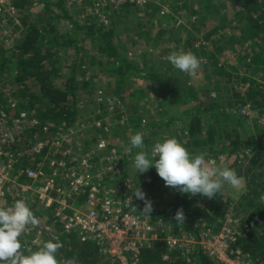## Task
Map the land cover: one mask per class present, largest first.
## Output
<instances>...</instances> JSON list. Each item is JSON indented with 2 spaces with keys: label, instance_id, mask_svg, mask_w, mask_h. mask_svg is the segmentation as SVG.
Returning <instances> with one entry per match:
<instances>
[{
  "label": "trees",
  "instance_id": "obj_1",
  "mask_svg": "<svg viewBox=\"0 0 264 264\" xmlns=\"http://www.w3.org/2000/svg\"><path fill=\"white\" fill-rule=\"evenodd\" d=\"M164 1L170 6L172 12L171 15L165 14L163 16L164 22L168 23V29L167 32L159 31L161 39L167 36L168 42H176L178 47L183 45L191 48V52L198 58L205 56L206 62L202 67L206 78L214 82L215 91L224 89L227 93H232L224 98V101H228V108L225 104L218 103L217 99H211V103L205 106L191 87L184 90L183 86L180 87L175 81V88L177 87L180 93L199 102L176 116H170L167 121L160 124L153 122L150 128L167 126L173 120L180 118L182 127L186 132L183 137L176 138L182 144L184 138H186L184 144L187 143L188 145L192 141L196 146L215 141L213 146H209L206 158L215 160L220 154L225 153L228 160L232 159L227 167L234 168L237 174L244 178L246 192L236 202L223 191L213 199H207L200 194L195 196L182 194L178 190L166 187L165 182L158 176L155 167L143 174L136 173L135 168L124 156V153L116 150L113 144H109L106 153L108 154L110 151L111 154L116 155L114 157L119 161L122 169L119 175L113 177L112 182L123 183L125 179L130 178L134 185L132 192H136L139 187L145 193L146 199L152 202L151 214L153 217L163 218L166 225H172L173 233L197 236L198 229L196 226L199 221H204L207 226L214 225L213 227H216L220 225L228 211L234 210V215L241 218L249 226L247 231L242 232L235 247L241 250L244 260L252 261L253 264H264V203L260 201V197L264 195V120L253 118V122L249 124L246 123L248 118L240 114L242 106L249 103L251 108L258 111L259 115L264 116V0H240L243 4L235 12L236 24L235 27L233 26L238 29L237 34L222 33L226 17V14L223 13L226 9V0ZM67 2L69 0H12L10 3L13 10L21 14L22 26L19 30V38L14 42V47L12 46L11 50H6V46L3 47L0 44V79L10 77L18 87L13 91L14 97H16V105L6 111L9 113L12 110L13 115L10 114L12 118L18 117L21 113H26L29 118L37 119L40 125L35 132L40 137L43 136L42 127L44 125H48L52 133H58L63 128H76L82 125L78 119V105L81 99L77 95L75 87L79 77L77 74L80 69L79 63L77 64L78 67L69 68L62 82L58 84L54 80V72L57 69L54 64L49 66L47 60L55 59L59 54L66 53L70 47L74 49L75 54H78L81 48L84 49V44L88 41L101 56L107 58L103 68H106L105 71L109 76L116 79L117 83L121 85L129 76L139 75L142 69L131 62L126 54L120 53L121 48L115 42L117 21H122L124 29H127L131 27V22H135V19L141 20L144 13L152 16V18L150 17L151 20L149 19L151 25L153 23L159 24L162 20L161 15L156 13L160 10L159 4L150 1L142 6L143 9L142 7L139 8L140 6L135 2H126L120 5L117 10L109 14L108 24L99 21L98 17L93 19L94 22L78 23L73 15L67 13L65 8ZM34 3H41L46 10H51V7L59 9L61 17L69 19L78 28L77 37L67 33L61 36L56 33L53 34V29L48 28V24H37L42 23L44 19L42 21H29L31 14H27L26 11ZM189 5L191 8L194 5L197 7L195 11L188 13L190 17L196 14V19L191 22L193 29L190 27L191 30L187 34L186 41L181 44L182 40L179 36L181 29L188 30V28L183 25L172 28L170 25L175 21V16H182L184 11H188ZM73 7L78 10V7ZM1 10L6 11L5 8H1ZM208 15L219 16L221 20V25L218 23L216 26H211L209 37L205 33L202 34L199 26V24L204 23L203 20ZM4 16L10 18L9 13L4 14ZM56 17H59V20L61 18L60 16ZM130 17L133 18V21H130ZM155 19L159 21L157 22ZM48 22H51V19L48 18ZM138 32H143V30L140 28ZM145 35L146 38H150L148 34ZM199 36H204V38L201 40L202 44L198 43L197 46L195 42L201 38ZM227 50L234 52L235 65L233 66L220 60ZM173 51H178V48L176 47L174 50L165 49L166 59ZM141 58L147 59V54H143ZM146 68H150L151 72L144 77L155 82V86L152 88L153 92L157 93L162 90L164 94H167L172 89V76L155 72L153 66L147 65L144 70ZM57 75L62 79L61 74ZM181 78L182 83H185V77L181 76ZM27 80L30 84H26ZM239 81L248 84L244 94L236 89ZM129 84H126L125 88ZM117 89L119 88L117 87ZM113 90L116 89L113 88ZM207 91L210 89L208 88ZM0 101L2 102L1 108L5 109L4 103L6 101ZM100 103H102V107L106 108V101L102 99ZM186 115L191 117L183 121L182 118ZM131 123L133 125L132 130H134L132 135L136 132L143 133L144 128L141 125L140 116L135 117ZM236 127H242V131L239 132ZM32 133L33 131H29V137H32ZM147 141V136L144 135V143ZM96 142L97 137H91L90 134L85 135L79 141L84 148H88ZM146 150L149 151V149ZM136 151L138 150L133 149L130 152L132 157H135ZM245 151H250L251 154L245 158L246 160H241L238 155ZM100 161L101 159L98 160V162ZM144 179H151V183L147 184L143 181ZM154 186L162 188L163 191L159 194L153 188ZM166 191H170L173 195L168 196L169 198L167 197L165 202L163 192L166 193ZM144 206V201L137 199L132 210L142 213ZM180 208L183 209L186 216L184 224H179L174 219L177 210ZM46 241L48 240H44L42 244ZM60 242L63 247L59 249L58 260L75 257L76 264H111L104 257H100L95 245L79 243L75 235L65 236ZM39 247L35 250H38ZM185 253L184 255L182 251L168 253L166 249L156 244L152 248L142 251L140 264H218L210 260L199 248L189 249Z\"/></svg>",
  "mask_w": 264,
  "mask_h": 264
},
{
  "label": "built area",
  "instance_id": "obj_2",
  "mask_svg": "<svg viewBox=\"0 0 264 264\" xmlns=\"http://www.w3.org/2000/svg\"><path fill=\"white\" fill-rule=\"evenodd\" d=\"M110 2L119 6L127 1ZM98 3L95 7L100 6ZM145 3L137 2L139 6ZM8 5L9 0H0V12ZM39 125L26 113L12 118L0 109V206L26 199L39 220L20 237L25 254L44 240L60 241L71 234L79 243L95 245L100 257L111 264H140L142 251L156 244L167 251L199 248L218 264H253L242 261V252L235 247L242 232L249 229L241 218L227 212L217 230L199 221L197 236L184 234L178 238L163 218L132 210L137 201L134 185L130 178L123 183L112 182L122 169L116 155L106 153L108 143L84 148L78 142L79 129L63 128L52 133L48 125L42 127L40 137L35 132ZM27 129L33 131L32 137L25 133ZM124 156L133 158L130 152H124ZM131 161L134 163V159ZM143 181L151 183V179Z\"/></svg>",
  "mask_w": 264,
  "mask_h": 264
},
{
  "label": "rangeland",
  "instance_id": "obj_3",
  "mask_svg": "<svg viewBox=\"0 0 264 264\" xmlns=\"http://www.w3.org/2000/svg\"><path fill=\"white\" fill-rule=\"evenodd\" d=\"M126 1L135 3H137L138 1H146L145 4L151 1L152 3H158V6H160V10L156 12L157 14H160L162 18L159 24L153 23V25H151V23L149 22L151 20L150 17L152 18V16H149L145 13L142 14L143 18H141V20L135 19V22H131V27H128L127 29H124L122 25L123 23H121L122 21H117L118 27L116 28L115 32V42L117 46L121 48L120 53L122 55L126 54L131 62H134L138 65L139 68L142 69L139 75H131L127 78V80L123 82V84L119 85L116 79L110 77L109 74L105 71L106 68H103V64L105 63V60L107 58L101 56L88 41H86V43L84 44V49L81 48V53L79 52L78 54H75L74 49L70 47L66 51V53L59 54L55 57V59L47 60L46 62L49 64V66L54 64V67H56L57 71L54 72V80H56L55 82L58 84L62 82L66 73L69 71V68L71 69L72 66L78 67V63L80 65V69L77 72L79 77L75 83L77 95L80 96L81 99L78 105V119L82 125L76 127L80 130V132L77 134L78 142L81 138L83 139L85 135L90 134L91 137H97V142L93 143L94 146L99 142L104 141L108 144H113L116 147V150H120V152L122 151L124 153L125 148L130 144V137L134 132V130H132L133 125L131 121L135 119V117L140 116L141 125L144 128L143 134L147 136V139L149 141L145 142V146L146 149H149V151H151L154 143L157 140H163L165 137H183V134L186 132L182 127L180 118H177L173 120L169 125L161 126L160 128H150L151 124H153V122H158L160 124L163 121H167L170 116H176L179 113L189 109L190 107H193L199 102H196L193 99H189V97H186L184 94L180 93V91L177 90V87L175 88V81H177L180 87L183 86L184 90H188L191 87L193 92L198 95V98H200V102H202L205 106L211 103V99H217L216 101L218 103L220 102L222 104H225V106L227 107L228 101H224V98L226 96L228 97V94L231 95L232 92L227 93V91H225L224 89L215 91V87L213 86L214 82L206 78L204 69L202 67L206 62L205 56H200L201 67L198 70L197 76L195 77H189L186 73H183L174 68L170 64V62H168V60L166 59V55H164L165 49L174 50L177 47L178 51L183 50L187 52L191 51V48L184 47L183 45L178 47L176 42H168L167 36L161 39L159 31H166L168 29V23L164 22L163 16L165 14L162 13L163 11H165L166 14H170L172 12L170 6L166 4L165 1ZM10 2H12V0H9V5L5 7L6 11L3 10L0 12V44L3 47L6 46V50H11L14 42L18 40L20 33L19 30H21L22 26L20 20L21 14L18 13V11L14 13L10 12V10L13 9ZM73 2V0H69L65 8L67 13L73 15L74 19L78 23L94 22V20L98 17L99 21L108 24L109 14L117 10L120 6H117L118 4L116 5L110 2V0H77L75 1V4H72ZM190 2H194V0H190ZM225 2L226 9L225 11H223V13L226 14V17L224 20L225 23L222 33L229 32V34H237L238 29L234 28V25L236 24L235 12L237 11L238 7H241L243 2L240 0H226ZM97 3L100 4V6L95 7ZM103 4H106V6H103ZM73 6L78 7V10H76V8ZM141 7L142 6H140L139 8ZM143 8L144 7H142V9ZM196 8L197 7L195 5L193 8H191V5H189V9H187L188 11H184V14H182V16H175L176 18H174V24L172 23V25H170V27L172 28L179 27L180 25L186 26L188 28V30L181 29L179 35L182 40L181 44H184V42L186 41L187 34L192 28L191 22L196 19V14L190 17L188 16V13H192L196 10ZM45 10L46 9L41 5V3H34L32 4V6H29L28 10L26 11L27 14H31L29 21H42V19H44L42 23L37 24H48V28L53 29V34L56 33L58 36H61L67 33L73 34L77 37L79 33V31H77L78 28L74 24H72L69 19L61 17L59 9H57L56 7H51V10H46L47 14ZM105 10H107V13H105ZM6 13L10 14V18H8V16H4V14ZM56 16H60V20L59 17L57 18ZM48 18L51 19V22H48ZM155 20L157 22L159 21L158 19ZM130 21H133L132 17H130ZM203 22L204 23L199 24V26L202 34L205 33L207 37L211 35V26H216L218 23L219 25H221L219 16L214 15H208V17L204 18ZM140 28L143 30V32H138V29ZM145 34H148L150 38H146ZM199 37L201 38L199 40L197 39L195 42L197 46L198 43L202 44L201 40L204 38V36ZM233 53L234 52H232L231 50H227V52L223 56H221L220 60L222 62H226V64H230V66L235 65ZM143 54H147V59L141 58ZM147 65L153 66L155 72H160V74L164 73L167 76H172V89H170L167 94H164L162 90H159L157 93L153 92L152 88L155 86V82L144 77L145 75H147V73L151 72L150 68H146V70H144ZM57 74H61L62 79H60ZM181 76L185 77V83H182ZM128 83L130 84L127 86V88H125L126 84ZM26 84H30L29 80L26 81ZM247 86V83L239 81L236 89L241 94H244L243 92ZM117 87L119 89H117ZM17 88L18 87L15 83H13L10 77L0 79V100L6 101L5 103L3 102L6 105V108L3 110L12 109L13 106L16 105V97H14L13 91ZM113 88H115L116 90H113ZM208 88L210 89V91H207ZM100 98H102L103 101H106V108L101 106L102 103H100L99 101ZM1 103L2 102L0 101V104ZM0 109H2L1 105ZM244 109H248L246 114L242 113ZM10 114L11 116L13 115L12 110H10V112L8 113L9 116ZM240 114L248 118L246 123L249 124L253 122V118L264 120V116L259 115L258 111L251 108V105L249 103H246L244 106H242V108L240 109ZM190 117V115H186L184 116V118H182V120H188ZM236 128L239 132L242 131V127ZM25 133H29V129H27ZM184 140H186V138H184L182 141L183 145L189 150L190 153L193 154L204 152L207 155L209 146H213L215 143V141L209 143L205 142L201 143L199 146H196L192 141L189 142L188 145L187 143L184 144ZM250 154V151H245L239 154L238 157L243 160L249 157ZM130 159L133 160L134 157ZM131 160H129V162H131L132 166L134 167V163ZM208 160L215 161L216 165L221 168L228 166L232 161V159L228 160L225 153L220 154L215 160L212 158ZM153 188L155 189V191L159 192V194L163 191L162 188H158L156 186H154ZM164 192L163 200L166 202L167 199L173 194L170 191H166V193ZM223 192L234 202H236L240 198V196L246 192L245 181L244 187L241 190H235L229 185L225 184ZM134 193L135 192H133V194ZM228 212L234 214V210H230ZM221 224L222 222L216 227H213L214 225L210 226L213 230H217L218 228H220ZM183 234L184 233H175L178 238L183 237ZM190 249L192 250V248ZM174 251L175 249H170L167 252L172 253ZM182 252L183 255L186 254L183 249ZM241 257L242 261L253 263L252 261L244 260L243 254Z\"/></svg>",
  "mask_w": 264,
  "mask_h": 264
},
{
  "label": "clouds",
  "instance_id": "obj_4",
  "mask_svg": "<svg viewBox=\"0 0 264 264\" xmlns=\"http://www.w3.org/2000/svg\"><path fill=\"white\" fill-rule=\"evenodd\" d=\"M167 60L189 77L197 76L201 67V59L191 51H173L167 56ZM133 149L139 150L134 157L136 173L143 174L155 167L165 186L182 194H200L213 199L218 193H222L225 184L235 190L244 187V178L234 168L217 166L215 161L206 158L204 152L190 153L176 137L157 140L149 152L144 143V134L136 132L130 137V144L125 152H132ZM133 195L144 201L142 213L148 217L153 210L152 202L146 199L139 187ZM260 201L264 203V195L260 197ZM174 219L177 223L184 224L186 216L182 208L177 210ZM38 223L39 220L26 199H18L11 206H0V264H76L75 257L57 259L59 249L63 247L58 238L44 242L38 250H28L27 254L22 251L20 237L29 226L35 227Z\"/></svg>",
  "mask_w": 264,
  "mask_h": 264
}]
</instances>
